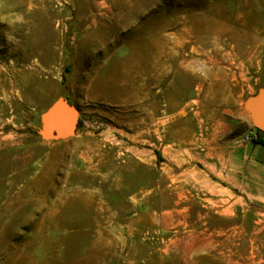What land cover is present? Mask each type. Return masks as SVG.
Wrapping results in <instances>:
<instances>
[{"label":"rangeland","instance_id":"rangeland-1","mask_svg":"<svg viewBox=\"0 0 264 264\" xmlns=\"http://www.w3.org/2000/svg\"><path fill=\"white\" fill-rule=\"evenodd\" d=\"M261 88L264 0H0V264H264V174L166 157L188 116L243 142ZM60 97L75 134L43 138Z\"/></svg>","mask_w":264,"mask_h":264},{"label":"crops","instance_id":"crops-1","mask_svg":"<svg viewBox=\"0 0 264 264\" xmlns=\"http://www.w3.org/2000/svg\"><path fill=\"white\" fill-rule=\"evenodd\" d=\"M190 120L189 116L183 119L184 137L173 136L166 145L167 163L179 168L178 172H173L172 180H200L229 196H235L239 182L252 189L255 171L264 174V134L263 143L253 140L235 143V139L226 137L230 126L222 118L215 120L214 116H208L206 124L196 127L188 125ZM196 132L203 134L202 137L195 138ZM198 161L203 164L202 168L197 166Z\"/></svg>","mask_w":264,"mask_h":264},{"label":"water","instance_id":"water-1","mask_svg":"<svg viewBox=\"0 0 264 264\" xmlns=\"http://www.w3.org/2000/svg\"><path fill=\"white\" fill-rule=\"evenodd\" d=\"M251 124L264 134V88L247 98L244 104ZM78 109L67 99L58 98L48 110L42 114L43 138L63 139L75 134L77 127ZM62 122H67L69 127H63Z\"/></svg>","mask_w":264,"mask_h":264},{"label":"built area","instance_id":"built-area-1","mask_svg":"<svg viewBox=\"0 0 264 264\" xmlns=\"http://www.w3.org/2000/svg\"><path fill=\"white\" fill-rule=\"evenodd\" d=\"M257 135V130L255 127H252L250 130H248L244 135H243V142L247 143L252 141L254 138H256Z\"/></svg>","mask_w":264,"mask_h":264},{"label":"trees","instance_id":"trees-1","mask_svg":"<svg viewBox=\"0 0 264 264\" xmlns=\"http://www.w3.org/2000/svg\"><path fill=\"white\" fill-rule=\"evenodd\" d=\"M256 130H257V135L256 138L253 139V141H255L256 143H263V138H262L263 133L258 129Z\"/></svg>","mask_w":264,"mask_h":264},{"label":"bare ground","instance_id":"bare-ground-1","mask_svg":"<svg viewBox=\"0 0 264 264\" xmlns=\"http://www.w3.org/2000/svg\"><path fill=\"white\" fill-rule=\"evenodd\" d=\"M178 39V38H177ZM63 127H66V128H68L69 127V124L67 123V122H62V124H61Z\"/></svg>","mask_w":264,"mask_h":264}]
</instances>
